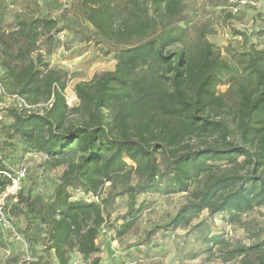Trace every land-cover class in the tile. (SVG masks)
<instances>
[{"label": "trees", "instance_id": "16d2710c", "mask_svg": "<svg viewBox=\"0 0 264 264\" xmlns=\"http://www.w3.org/2000/svg\"><path fill=\"white\" fill-rule=\"evenodd\" d=\"M11 1L23 8L6 22L7 0H0V84L37 109L0 110V186L10 185L7 172L28 175L18 155L80 153L49 196L21 185L9 205L12 225L15 215L28 216L26 230L43 246L41 258L22 264H71L75 253L100 264L101 235L128 233L150 206L139 198L153 193L188 195L161 226L169 231L205 212L236 223L264 210V48L231 24L257 0H62L59 16L44 13L39 0ZM217 10L237 46L211 41ZM65 31L116 62L75 86L74 107L65 94L68 72L45 62L41 47L45 41L52 53ZM256 33L264 38V29ZM121 197L128 216L117 228L110 220ZM190 231L220 240L205 220ZM253 249L264 264V238Z\"/></svg>", "mask_w": 264, "mask_h": 264}, {"label": "rangeland", "instance_id": "374dc122", "mask_svg": "<svg viewBox=\"0 0 264 264\" xmlns=\"http://www.w3.org/2000/svg\"><path fill=\"white\" fill-rule=\"evenodd\" d=\"M39 1L44 13L61 15L62 0ZM257 1L255 6L243 7L240 15L231 20V24L242 29L247 28L252 34L251 40L264 48V38L257 37L256 33L264 29V0ZM68 2L71 4L73 0ZM5 4L7 6L5 21L10 22L15 18L16 12L23 7L21 3L14 4L11 0H7ZM71 15L72 12L68 14L72 20ZM222 18L223 13L220 10L210 16L218 30L211 41L220 49H225L229 44L237 46L238 39H233L229 30L222 27ZM41 47L45 62L69 74L65 94L70 107L79 104L75 94L77 84L90 82L96 75L113 70L116 63L113 57H104L94 43H87L68 31L56 37L52 53L46 54L48 46L45 41L41 42ZM227 89V86H222L220 92L224 93ZM0 90L5 95H10L1 84ZM71 118H74V115H71ZM79 156L78 150L59 160H48L39 155L26 158L18 155L14 160L21 161L28 168V175L22 188L26 193L49 196L66 166L78 161ZM106 190H109V185H106ZM144 200H147L150 206L135 220L128 233L118 237L111 229L109 234L101 235L100 264H262L260 255L257 249H253V245L264 238V210H255L243 216L241 222L236 223H230L227 215L210 218L205 212L194 218L187 228L169 231L162 229L161 226L176 215L187 202L188 195L167 196L153 193L140 197L138 204ZM128 208V197L117 199L110 220L117 228L126 221ZM29 220L26 215H15L14 231L0 223V264H22L28 261V258L33 261L43 256V246L33 237L35 233L26 230ZM203 220L211 225L212 234L220 238L217 243H208L198 233L190 231L191 227ZM242 248L246 251L239 252Z\"/></svg>", "mask_w": 264, "mask_h": 264}, {"label": "built area", "instance_id": "2783aa9c", "mask_svg": "<svg viewBox=\"0 0 264 264\" xmlns=\"http://www.w3.org/2000/svg\"><path fill=\"white\" fill-rule=\"evenodd\" d=\"M63 2L66 4V0H63ZM12 105H17L21 110L27 113H30L37 109V106L30 105L20 96L18 95L7 96L0 90V110L7 109ZM26 175H27L26 169H21L15 174L7 172L5 173V176L11 180V183L4 189L1 188L0 186V223H2L3 226L9 229H12L13 231H14V227L10 222V220H8L7 218V211L11 203H17L18 194L21 190L22 181L26 178ZM95 199L96 201H98V197H96ZM18 238L21 239L19 236ZM28 261H30V258H28ZM71 264H92V263L91 261L86 260L79 253H75Z\"/></svg>", "mask_w": 264, "mask_h": 264}]
</instances>
